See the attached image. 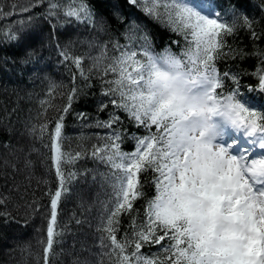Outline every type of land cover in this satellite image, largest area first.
<instances>
[{
  "label": "snow or ice",
  "instance_id": "6c2138e0",
  "mask_svg": "<svg viewBox=\"0 0 264 264\" xmlns=\"http://www.w3.org/2000/svg\"><path fill=\"white\" fill-rule=\"evenodd\" d=\"M139 2L147 15L184 36L186 43L179 52L170 46L156 51L146 31L138 34L140 26L135 21L128 22L123 43L118 36L110 42L93 38L83 54H75L56 40L62 62L70 68L71 86L67 103L49 133L57 184L49 190L46 238L41 241L43 264H51L56 254L62 196L77 174L75 170L66 172V165L88 154L87 145L75 151L64 148V117L80 93L77 75L90 81L93 70L100 77L102 93L113 105L107 120L96 121L111 131L91 146V156L106 166L99 175L113 193L104 202L98 223L101 252L96 264H104L105 257L109 264H264V107L250 106L241 95L245 87L264 93V50L255 53L259 57L252 73L258 78L255 84H243V69L222 71L219 67L222 58L248 55L243 48L232 47L228 36L246 27L256 39L264 37V29L257 32L255 18L234 6L224 15L207 10L211 0H205L204 8L188 0ZM45 3L27 0L12 9L21 14V25L34 16H47L55 29L60 12L76 21L97 23L88 0H47L45 13L25 15ZM131 3L136 5L138 0ZM8 15L0 4V17ZM228 15L231 19L225 18ZM5 32L6 38H20L11 27ZM85 61L91 62L88 68ZM73 66L78 73L71 71ZM62 86L50 79V96ZM200 96L213 102L209 107L227 112L232 127L245 131L247 147H240L235 139L225 145L205 139L203 132L196 134L187 123L185 110H194L188 101ZM117 109L145 129L146 134H133L132 150L121 146L126 130L113 127L123 119ZM47 126L45 119L33 125L31 132L35 134L39 127L43 136ZM146 172L154 183L153 196L144 191ZM138 199L145 200L143 216L135 207ZM30 206L35 210L40 204ZM124 213L130 216V228L119 235ZM146 245H158V251H142Z\"/></svg>",
  "mask_w": 264,
  "mask_h": 264
},
{
  "label": "trees",
  "instance_id": "16d2710c",
  "mask_svg": "<svg viewBox=\"0 0 264 264\" xmlns=\"http://www.w3.org/2000/svg\"><path fill=\"white\" fill-rule=\"evenodd\" d=\"M25 3L27 0H0V4L4 5V11L10 13L7 17H0V264H43L41 241L46 238L49 190L57 184L51 161L49 133L54 128L58 114L67 103L66 93L71 86L70 68L67 63L62 62L56 46L57 38L60 44L68 45L75 54L87 51L89 46L87 41L93 38L110 42L118 36L123 43L122 33L128 27L130 13L136 12L128 0H88L95 14L96 25L76 21L60 12L54 29L53 21L47 16H34L31 22L25 21L21 25L18 21L22 16L13 11L12 5ZM199 4L205 6V0H199ZM46 5L47 0L45 5H37L33 12L25 15L35 12L43 14ZM262 5L264 0H211L209 9L224 15L234 6L248 14L250 18L254 17L255 30L260 32L264 29ZM225 18L231 19V16ZM141 21L138 34L146 31L156 51H162L165 46H170L179 52L184 47L186 43L184 36L174 31L168 24L154 18H147L144 21L142 17ZM8 27L17 31L20 38H6L5 30ZM31 34H35L36 38H31ZM227 39L232 47L243 48L248 55L222 58L219 61L221 70L243 69L244 74L241 76L243 84L246 86L257 83L258 78L252 75L259 62V57L255 53L264 50V37L254 39L246 27H241L235 36L230 35ZM90 63L85 61V68H88ZM17 71H20L21 76ZM71 71L78 73L74 66ZM93 72L90 81H85L77 75L76 83L80 86V93L64 117V148L75 151L83 144L87 145L88 154L80 157L75 164L66 165V172L75 170L77 174L67 184L68 191L62 196L57 228L60 235L56 238V254L52 257L51 264H73L74 258H79L80 255L88 258L87 264H96L100 258L99 255L96 259H93L94 256L89 257V251L86 249L78 254L71 253L74 247L80 245L82 232L86 235L91 233L87 235L89 245H94L99 254L101 252L99 235H96L100 220L84 223L85 216L78 213L77 208L80 199L83 198L82 195L90 197L96 190H101L102 186L105 189L102 191L106 193V200L113 195L110 186L99 175L106 166L91 156V146L98 143L101 136L111 131L96 121L107 120L113 111L109 98L101 91L100 77L95 74V70ZM50 79L63 84L62 87L55 89L51 96L48 92ZM241 95L243 102L250 106L254 107L255 103L257 108L264 107V93L260 90L252 91L245 87ZM45 98L48 99L42 104L41 101ZM102 103L107 106L101 107ZM116 111L123 119L113 127L117 129L122 127L126 130L121 146L125 150H132L135 147L133 134H146L145 129L132 122L122 109ZM79 113H86V116L81 117ZM45 119L48 121L45 134L43 136L39 134V127L33 134L31 132L33 125L38 126L44 123ZM28 161L31 163L27 166ZM144 177L148 180L144 187L145 193L147 196L155 195L150 173H144ZM37 201L40 207L34 210L30 205ZM135 207L140 209L139 215L143 216L145 200L138 199ZM129 228L130 216L124 213L119 235H123V230ZM158 247L146 245L142 251L152 254L158 251ZM10 248L12 254H6ZM104 264H109L107 257L104 258Z\"/></svg>",
  "mask_w": 264,
  "mask_h": 264
},
{
  "label": "clouds",
  "instance_id": "9594fccd",
  "mask_svg": "<svg viewBox=\"0 0 264 264\" xmlns=\"http://www.w3.org/2000/svg\"><path fill=\"white\" fill-rule=\"evenodd\" d=\"M188 102L194 110H185L187 123L195 128L197 135L203 132L205 139L217 142V138L221 136L220 129L224 125L232 126L227 112L209 107L213 102L207 100L206 97L190 98Z\"/></svg>",
  "mask_w": 264,
  "mask_h": 264
},
{
  "label": "rangeland",
  "instance_id": "374dc122",
  "mask_svg": "<svg viewBox=\"0 0 264 264\" xmlns=\"http://www.w3.org/2000/svg\"><path fill=\"white\" fill-rule=\"evenodd\" d=\"M138 2H139V0H138ZM133 19H135V18L133 16H131L130 21H135ZM87 47L89 48V46H87ZM219 137H221V136H219ZM219 137L217 138V142L221 141L219 139ZM28 153H30V152H28ZM26 156H28V154ZM28 164H30L29 161H28V163L26 162L27 166H28ZM100 189L101 190H96L95 192H93L90 197L86 198L84 195H82L83 198H81L79 201V207L85 209L84 206H86V209H88V212L90 214L89 216H87L89 218L84 217V223H87L88 221L90 222V221L95 220V219L100 220V217H101L100 214H102L104 211L103 204L106 201V199H105L106 193H105V191H102V189L103 190H105V189L103 188V186ZM88 234H91V233H88ZM99 234H100V231L98 230V228H96V235H99ZM87 235L85 233L83 234V232H82V234H81L82 239H80L81 240L80 245L74 247L71 250V253H75V254L77 253L78 254L83 249H86L87 251H89V257L94 256L93 259H96L99 255V251H96L94 245H89V241H88L89 238L87 237ZM24 238H26V237H24ZM10 243H12V242H9V244ZM6 254H9V255L12 254V248L8 249ZM73 263H75V264H87L88 258L84 257V256L82 257V255H80L79 258L78 257L74 258Z\"/></svg>",
  "mask_w": 264,
  "mask_h": 264
},
{
  "label": "bare ground",
  "instance_id": "6f19581e",
  "mask_svg": "<svg viewBox=\"0 0 264 264\" xmlns=\"http://www.w3.org/2000/svg\"><path fill=\"white\" fill-rule=\"evenodd\" d=\"M119 9V8H118ZM30 37L31 38H36V35L35 34H31L30 35ZM35 70V69H34ZM34 70H31V71H34ZM17 73H18V75L20 74V71H17ZM19 76H21V75H19ZM85 205V204H84ZM85 207V209L84 208H80L79 207V204H78V208H77V210H78V213L79 214H83V215H81V216H85L86 218H89V217H87V216H89L90 214H89V212H88V209H86V206H84ZM40 234H42V232H40ZM73 264H75V263H73Z\"/></svg>",
  "mask_w": 264,
  "mask_h": 264
}]
</instances>
